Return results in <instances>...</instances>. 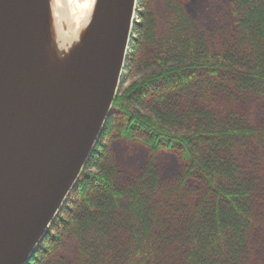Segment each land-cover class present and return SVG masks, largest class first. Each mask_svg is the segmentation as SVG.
<instances>
[{
  "label": "trees",
  "instance_id": "trees-1",
  "mask_svg": "<svg viewBox=\"0 0 264 264\" xmlns=\"http://www.w3.org/2000/svg\"><path fill=\"white\" fill-rule=\"evenodd\" d=\"M142 2L137 79L27 264H264V0Z\"/></svg>",
  "mask_w": 264,
  "mask_h": 264
},
{
  "label": "water",
  "instance_id": "water-1",
  "mask_svg": "<svg viewBox=\"0 0 264 264\" xmlns=\"http://www.w3.org/2000/svg\"><path fill=\"white\" fill-rule=\"evenodd\" d=\"M137 0H93L59 49L54 0H0V264H27L92 156Z\"/></svg>",
  "mask_w": 264,
  "mask_h": 264
},
{
  "label": "bare ground",
  "instance_id": "bare-ground-1",
  "mask_svg": "<svg viewBox=\"0 0 264 264\" xmlns=\"http://www.w3.org/2000/svg\"><path fill=\"white\" fill-rule=\"evenodd\" d=\"M55 17L57 18V35L55 44L59 49L72 44L79 29L83 26L92 6L93 0H54Z\"/></svg>",
  "mask_w": 264,
  "mask_h": 264
},
{
  "label": "rangeland",
  "instance_id": "rangeland-1",
  "mask_svg": "<svg viewBox=\"0 0 264 264\" xmlns=\"http://www.w3.org/2000/svg\"><path fill=\"white\" fill-rule=\"evenodd\" d=\"M143 0H137V3H136V15H135V22L138 23L139 21V18L137 16V12L139 10H142V2ZM134 29H135V26L132 28L131 30V33H130V43H129V46H128V50H127V54L130 53V47H131V44H132V38L135 37V34H134ZM124 67H125V63H124ZM124 67L122 69V72H121V82H120V86L119 88L120 89H125L126 87H128L131 83H133L137 77L134 76V75H128L127 74V71H124ZM125 146H121L120 149H124ZM128 152L130 153L128 156V159H123L124 161H122L124 164L123 165H129L130 167H134V168H137L138 165H140L139 163L141 162V160L143 158H145L146 156V152L144 149L142 148H137V147H131ZM168 157H165V156H161V157H157L156 158V162H158L157 164L160 166V168L166 170L168 168H171L172 167V162L167 159Z\"/></svg>",
  "mask_w": 264,
  "mask_h": 264
}]
</instances>
